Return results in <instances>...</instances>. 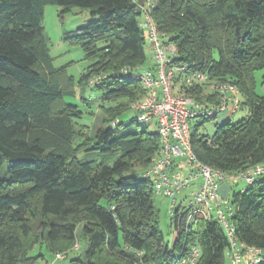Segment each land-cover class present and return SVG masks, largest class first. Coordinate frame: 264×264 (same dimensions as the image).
<instances>
[{"label":"trees","instance_id":"trees-1","mask_svg":"<svg viewBox=\"0 0 264 264\" xmlns=\"http://www.w3.org/2000/svg\"><path fill=\"white\" fill-rule=\"evenodd\" d=\"M145 1L0 0V264L47 260L41 249L33 253L41 244L49 257L66 252L67 258L79 240L85 250L69 264H173L194 243L201 250L196 264L227 263L220 224L187 223L181 204L170 219L173 239L165 242L152 181L126 174L145 173L160 145L156 129L132 130L134 115L119 118L145 94L119 73L146 62L139 26ZM49 3L60 13L80 7L95 17L63 35L88 61L80 85L106 73L92 86L101 98L100 118L90 127L79 121L85 112L66 100L75 95L71 79L49 55L43 27ZM150 15L176 45L178 62L236 84L248 106L246 117L217 124L211 138L198 136L199 123L191 124L197 158L228 172L264 163V95L254 92L253 79L261 70L264 82V0H156ZM114 119L119 123L110 126ZM80 152L94 156L80 159ZM230 200L235 237L259 248L255 264H264V175L233 190Z\"/></svg>","mask_w":264,"mask_h":264},{"label":"built area","instance_id":"built-area-1","mask_svg":"<svg viewBox=\"0 0 264 264\" xmlns=\"http://www.w3.org/2000/svg\"><path fill=\"white\" fill-rule=\"evenodd\" d=\"M155 3L156 0H146L140 4L142 17L139 26L146 33L144 48L150 52L151 65L124 66L119 72L138 81L145 89L144 96L133 102L130 108L136 113V120L155 121L160 136V145L144 175L152 181L154 193L169 199L171 215L181 204L187 211V223L204 219L220 224L228 241L226 264H241L243 256H247V264H255L261 260V250L235 237L233 216L236 207L231 203L230 192L240 181L247 185L263 176L264 163L236 172L223 171L201 162L190 140L194 118L222 115L228 120L241 105V91L234 83L214 79L208 72L176 60V45L158 30L150 15ZM105 77L106 73L93 74L87 84L92 87ZM118 123L119 120L114 119L110 126ZM221 183L230 184L227 198L220 193ZM180 194L182 197L178 198ZM79 247V242H75L72 249ZM142 253L137 252L138 255ZM200 255L199 245L190 244L173 264H196ZM65 258L66 252H58L46 264H55Z\"/></svg>","mask_w":264,"mask_h":264},{"label":"rangeland","instance_id":"rangeland-1","mask_svg":"<svg viewBox=\"0 0 264 264\" xmlns=\"http://www.w3.org/2000/svg\"><path fill=\"white\" fill-rule=\"evenodd\" d=\"M61 8L55 4H46L44 7V15H43V27L44 33L47 38V44L49 49V55L51 57L52 63L55 67H64L66 73L71 79L72 88L75 91V95L72 97H67L66 100L68 102L74 103L78 106L80 110L85 112L79 121L83 124L88 125L97 122L99 116V111H97V105L99 99L101 98V92L95 90L94 88L88 85H80L79 78L81 74L86 70L88 66V61L85 59L84 51L81 49L79 45H70L63 39V35L65 32H69L75 30L76 28L85 25L87 22L95 19L93 15H91L89 9H84L80 7H73L69 11L60 13ZM168 38V37H166ZM147 59L145 65L147 63H151V55L150 52L146 50ZM263 72L261 70H256L253 73L254 79V92L257 95H264V82L262 79ZM241 100H243V96L241 93ZM90 112H95L91 115ZM249 114L248 106L243 104L240 105L239 109L233 113L229 120L231 122H236L239 119L246 117ZM131 115L136 116V113L133 110L129 112H125L119 116L121 121H127L130 119ZM201 118H194L191 124L199 123L197 128V135H204L206 138H211L215 127L217 124H220L224 121L222 115H217L216 117L204 121L201 123ZM137 127H145L149 130H155L156 124L155 121L150 122H142L138 120H134L130 126V129L135 130ZM94 154H88L86 152H80L77 157L88 158L93 157ZM99 157L97 156V159ZM126 174H136L139 177H145L144 170H140L137 168H133L126 172ZM246 186V183L240 181L237 185L232 187L230 193L233 190H241ZM182 194L178 195V198H181ZM154 203L158 215V227L163 234V238L165 242H171L173 239V231L170 225L171 214L169 213V199L163 195H159L154 193ZM80 247L77 250L71 249L67 258L62 261L56 262L55 264H69V260L71 257L75 255H82L85 250V245L82 240H79ZM41 249L43 253H45L47 259L52 258L49 257L46 253L45 247L43 244L38 245L33 253H37ZM247 256H243L242 264L246 261ZM43 261L39 260L37 264H42ZM47 263V262H46ZM45 263V264H46Z\"/></svg>","mask_w":264,"mask_h":264},{"label":"water","instance_id":"water-1","mask_svg":"<svg viewBox=\"0 0 264 264\" xmlns=\"http://www.w3.org/2000/svg\"><path fill=\"white\" fill-rule=\"evenodd\" d=\"M229 188H230V184H228V183H221L220 184L219 190H220L221 195L224 198H227L228 197Z\"/></svg>","mask_w":264,"mask_h":264},{"label":"crops","instance_id":"crops-1","mask_svg":"<svg viewBox=\"0 0 264 264\" xmlns=\"http://www.w3.org/2000/svg\"><path fill=\"white\" fill-rule=\"evenodd\" d=\"M146 65H148V66H150L151 65V63H147ZM186 193V192H185ZM184 193V194H185ZM246 257V256H245ZM48 260H50V258H48L47 260H45L44 259V261H43V263L42 264H45ZM246 260H247V258H246ZM227 262H228V259H227ZM241 264H242V262H241ZM243 264H246V261L245 262H243Z\"/></svg>","mask_w":264,"mask_h":264}]
</instances>
